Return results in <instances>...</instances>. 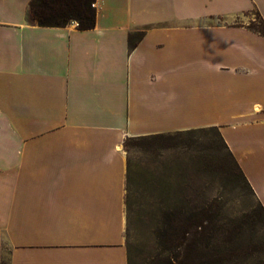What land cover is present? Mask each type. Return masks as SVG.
I'll use <instances>...</instances> for the list:
<instances>
[{
  "label": "crops",
  "instance_id": "0c3cea01",
  "mask_svg": "<svg viewBox=\"0 0 264 264\" xmlns=\"http://www.w3.org/2000/svg\"><path fill=\"white\" fill-rule=\"evenodd\" d=\"M31 1L0 0V264H129L128 137L218 127L264 207V36L237 21L264 0H96L87 30Z\"/></svg>",
  "mask_w": 264,
  "mask_h": 264
},
{
  "label": "rangeland",
  "instance_id": "374dc122",
  "mask_svg": "<svg viewBox=\"0 0 264 264\" xmlns=\"http://www.w3.org/2000/svg\"><path fill=\"white\" fill-rule=\"evenodd\" d=\"M247 15L249 18L241 16L237 21H253L264 30L256 10ZM211 127L164 132V138L149 141L126 138L130 180L126 185L125 244L129 264H166L171 260L172 253L160 244L165 239L163 221L166 217L173 219L179 210L202 217L217 214L216 238L204 251V259L209 262L213 246L226 247L222 229L225 224L235 226L237 241L233 246L248 247L252 252L246 262L226 264H255L264 260V217L259 213L257 199ZM200 256L201 252L196 251L190 258L200 260Z\"/></svg>",
  "mask_w": 264,
  "mask_h": 264
},
{
  "label": "trees",
  "instance_id": "16d2710c",
  "mask_svg": "<svg viewBox=\"0 0 264 264\" xmlns=\"http://www.w3.org/2000/svg\"><path fill=\"white\" fill-rule=\"evenodd\" d=\"M96 0H32L30 3V10L33 19L41 26H65L73 21L78 23V28L81 30L92 29L96 24ZM260 16L259 12L256 11ZM261 18V16H260ZM262 22L264 20L261 18ZM249 28L255 32L264 36V30L256 27L252 21L249 24ZM146 30H141L139 33L133 32L130 34L129 42L130 47L134 49L138 43L143 39ZM212 130H216L225 147L228 149L229 156L234 161L237 172L241 174L244 181L247 183L251 192L256 197L255 192L244 174L242 168L234 157L232 151L224 140L220 130L216 126L211 127ZM178 132H192V129L182 130ZM164 133L143 135L133 137L136 140L149 141L156 138H164ZM130 164L128 162L127 182L130 180ZM257 199V198H256ZM128 203V197L126 199ZM259 213L264 217V207L257 199ZM173 219L165 218L164 224L166 226L164 242L160 243L166 251L172 253L171 260L169 259L166 264H226V262H246L251 251L248 247H234L233 244L237 241V234L235 233V226L230 227L227 224L222 226L223 233L225 234L224 242L226 247L223 249L213 246L212 253L209 257L212 260L204 259L206 256L205 250L211 245V241L216 238V222L218 220L216 213H209L205 217L200 216L198 213L186 215V212H177ZM169 215V214H168ZM256 210L251 214V218L254 219ZM204 221H208L204 224ZM201 227V229H198ZM192 234V237L189 235ZM200 251V260L190 258L192 253ZM242 258V259H241ZM239 259H241L239 261ZM129 260V256H128ZM2 264H6L2 262ZM255 264H264V260H259Z\"/></svg>",
  "mask_w": 264,
  "mask_h": 264
}]
</instances>
